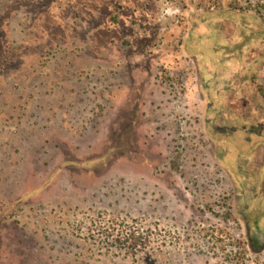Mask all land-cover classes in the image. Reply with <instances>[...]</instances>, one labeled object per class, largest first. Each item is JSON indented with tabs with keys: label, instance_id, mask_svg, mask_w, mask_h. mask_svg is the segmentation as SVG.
Wrapping results in <instances>:
<instances>
[{
	"label": "rangeland",
	"instance_id": "obj_1",
	"mask_svg": "<svg viewBox=\"0 0 264 264\" xmlns=\"http://www.w3.org/2000/svg\"><path fill=\"white\" fill-rule=\"evenodd\" d=\"M264 0H0V264H264Z\"/></svg>",
	"mask_w": 264,
	"mask_h": 264
},
{
	"label": "trees",
	"instance_id": "obj_2",
	"mask_svg": "<svg viewBox=\"0 0 264 264\" xmlns=\"http://www.w3.org/2000/svg\"><path fill=\"white\" fill-rule=\"evenodd\" d=\"M263 39H264V38H263ZM259 92H260V95H261V94H264L263 87H260V88H259ZM263 96H264V95H263Z\"/></svg>",
	"mask_w": 264,
	"mask_h": 264
}]
</instances>
